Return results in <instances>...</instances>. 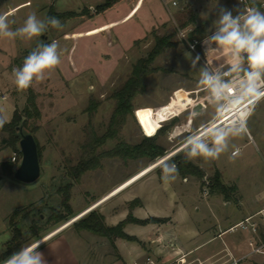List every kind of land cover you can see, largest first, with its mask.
I'll list each match as a JSON object with an SVG mask.
<instances>
[{
    "label": "rangeland",
    "instance_id": "obj_1",
    "mask_svg": "<svg viewBox=\"0 0 264 264\" xmlns=\"http://www.w3.org/2000/svg\"><path fill=\"white\" fill-rule=\"evenodd\" d=\"M104 1L29 0V6L24 10V21L33 11L38 18H46L51 4L56 13L72 11L83 15L59 19L63 24L62 29L48 25L44 33L45 40L39 37L22 42L19 39L9 41L13 43L14 49V42L18 41L27 48L11 60L9 70L18 68L15 61L32 51L40 42L50 44L57 41L62 52V62L44 81H34L29 87L34 93L39 111V116L36 119L32 117L29 122L34 128L32 135L39 147L40 175L34 181L22 182L15 179L12 173L3 172L0 165V248L11 238L14 229L19 231V241L24 243L34 236H43L57 229L79 211L82 212L80 217L92 209L99 212L94 207L119 191L121 193L104 202L101 210L113 208L123 219L125 214H131L133 208H140L138 215L149 214L151 217L161 211L171 213L184 207L190 213L192 224L197 230L203 227L199 221L200 215L208 219L210 212L215 210L235 214L262 205L264 99L254 104L253 113L247 120L250 138L247 135L230 134L228 149L218 158L205 160L197 157L189 160L203 174L202 178L178 173L173 181H158L163 175V167L172 164V157L188 160L190 145L157 161L191 137L195 122L204 121L215 111L217 104L213 101H202L200 104L191 101L199 100L206 94L205 90L200 91L195 98L192 90L205 85L203 74L208 73L205 57L211 59L224 49L223 54L212 61L215 65L222 63L224 57L231 56V52L223 46L215 49L219 45L212 37L217 33L218 21L223 12L235 14L239 10L236 0H174L176 5H171L172 0H145L143 4L138 1V5H134L133 0H118L103 12L85 17V12L94 11ZM184 8L191 9L194 15L193 22L185 28L190 31L198 27L201 38H209L204 49L200 47L190 50L179 36L178 31L182 28L178 27V12ZM259 11L264 13L263 10ZM170 33L173 34L170 40L174 45L165 48L151 63L152 67L161 70L146 75L144 91L132 99L131 114L125 115L118 122L113 136L104 137L115 106L112 93L127 79L132 64L149 52L154 44V36ZM247 69V66L239 65L236 71L243 73ZM8 93L16 102L17 111L21 112L26 103L27 89L19 90L14 85L8 88ZM176 114L175 124H188L187 130L176 132L174 122L169 118ZM161 125L164 130L156 134ZM149 132L150 136L157 135L155 142L164 148L162 155L153 159L139 157L126 160L119 156H103L105 151L118 144L132 145L142 141ZM2 135L7 137L6 132ZM202 139L210 143L212 136L209 134ZM86 143L92 144L91 154L99 155L100 164L84 171L78 180H74L69 176V166L81 160ZM4 147L5 160L2 163H10L14 170L19 162H11L10 158L18 154L12 148ZM16 147L18 149V143ZM234 148L239 150L235 156L230 154ZM151 169L153 172L149 176L137 180ZM215 172L227 188L226 196L212 191L207 185ZM66 185L69 186L65 189ZM62 190L69 193L68 203L72 214H66L62 208ZM135 193L144 197L143 205L139 206V200L135 197L123 203L125 196ZM223 198H228L230 202L223 204ZM237 202L239 205H236ZM88 207L92 208L85 211ZM54 210L60 211L65 217L55 222L51 218ZM14 211L16 214L11 216ZM73 222L66 225L67 230H73ZM136 228L135 225L131 227L133 234H138ZM177 230L175 232L181 239L183 231L188 229L179 226ZM257 232L264 237V228L259 227ZM243 233L241 228H236L230 235L240 236ZM199 238L192 236L188 241L194 243ZM131 262V258L126 259L127 264Z\"/></svg>",
    "mask_w": 264,
    "mask_h": 264
},
{
    "label": "crops",
    "instance_id": "obj_2",
    "mask_svg": "<svg viewBox=\"0 0 264 264\" xmlns=\"http://www.w3.org/2000/svg\"><path fill=\"white\" fill-rule=\"evenodd\" d=\"M138 1H141V4L145 2V0H133V4L138 5ZM257 1L260 0H252V2ZM28 2L29 0H0V14L12 13V15L9 16V20L15 21L14 24L10 25L12 30H15L24 24V15H26L24 10L29 6L27 4ZM18 39L22 42L28 38H0V95L4 96L3 99H0V117L6 118L7 122L10 121L13 111L16 109V102L8 93V88L15 85L13 72H11L13 70H9L8 65L15 56L20 55V51L24 49L22 51L23 53L25 52V49H27L26 46L20 45V41L17 43L14 42L15 49L12 48L13 43H10L9 41ZM219 47L221 46L219 45ZM222 50H219V55L217 54V56H215H221L223 54ZM246 61L243 59L239 65H245ZM233 62L234 64L236 63L234 57ZM218 64L221 63L218 62ZM202 87L203 86L195 87L193 89L197 90ZM216 109L217 106L212 116L204 121L195 122L194 125L192 124L194 129L212 119L216 113ZM177 114L169 117L172 118L174 122V129H177L176 132L187 130L188 124L184 123L180 126L175 124ZM3 133L4 132L0 129V165L5 160L4 153L6 151V148L2 144V139L5 138L4 135H2ZM152 172V169L149 170L137 180L149 176ZM158 181L159 183L164 182L162 176ZM118 193L121 192L119 191ZM115 195L111 196L104 202L108 201ZM129 195L130 196L128 197L125 196L123 203H127L129 198L135 197V199L139 200L138 205H143L142 201L144 200V197H142L140 193ZM104 202L94 208H98L106 225L114 226L122 220L123 216H118L117 212L113 211V208H109L106 211L101 210ZM222 202L223 204H228L230 201H228V198H223ZM92 203L87 205H91ZM236 205H239V202H237ZM139 209L140 208L132 209V217L136 219H146L150 217L149 214L147 216L144 214L138 215L137 211ZM259 209L260 208H251L241 210L235 214L215 210L210 212L208 219L200 215L199 221L203 227L201 230H197L192 224L190 213L184 207H180L176 212L169 213L161 211L160 213L162 214H152L151 217L166 219L163 222H151L146 224L126 223L123 226L122 231L127 235L135 237V240L114 238L110 241L106 237L92 235L86 230H75V228H73V230H67L66 227H64L56 232H54L55 229L51 230L43 236H34V238H30L24 243H22L23 241H19V243H21L18 248L27 246L36 241H41L42 243L40 244L38 251L43 253L47 264H127V258L132 259L130 264H134V262L137 264H264V252L257 253L252 251V245L249 244V242H252L254 245L258 244L260 240L264 241V237L259 235L258 232L251 233L248 230H243L244 233L240 236L230 235L231 232L234 231V229H230V227L242 221L244 218L255 214ZM124 213L125 212H123V214ZM123 214L121 213V215ZM134 225L137 227L136 230L138 231V234H133L131 232V227ZM179 226H184L188 229L183 231L182 237L180 236L181 239L175 232H178L177 228ZM8 228L10 229L11 227L8 226ZM69 235L72 237L71 239ZM192 236H200L199 241L189 243L188 240ZM10 239L7 242H9ZM7 242L3 243L2 248H0V264L5 260L1 259V256L5 251Z\"/></svg>",
    "mask_w": 264,
    "mask_h": 264
},
{
    "label": "clouds",
    "instance_id": "obj_3",
    "mask_svg": "<svg viewBox=\"0 0 264 264\" xmlns=\"http://www.w3.org/2000/svg\"><path fill=\"white\" fill-rule=\"evenodd\" d=\"M11 12L0 14V38L16 39L27 37L29 40L39 38L46 32L48 25L54 29H62L61 21L49 16L44 19L38 18L35 11L27 16L24 24L15 30L10 27L14 20H9ZM218 32L213 35L212 40L233 53L236 63L233 68L239 67L244 59L241 53L247 54L248 70L245 72L246 84L243 96L247 98L248 105H254L264 99V13L257 8H249L243 14V25L241 16L233 17L231 12L224 11L219 21ZM61 50L57 41L50 44L40 43L36 50L29 52L24 58L21 67L13 69L14 83L19 90L28 89L34 81H44L51 71H54L61 64ZM203 81L209 85L212 93L219 99L222 94L235 95V89L227 83H221L218 77L211 76L207 72L203 74ZM252 110L239 111L237 120L238 127L231 131L223 128L211 133L210 143L204 142L200 136L188 140L190 150L188 160L202 157L205 160L216 159L228 149L229 135H249L247 120L252 115ZM6 118L0 117V127L6 123ZM238 151L232 152L235 156ZM178 175V168L175 163L163 167L162 179L164 182L175 180ZM41 241H36L27 246L21 247L7 257L2 264H47L43 253L38 251Z\"/></svg>",
    "mask_w": 264,
    "mask_h": 264
},
{
    "label": "trees",
    "instance_id": "obj_4",
    "mask_svg": "<svg viewBox=\"0 0 264 264\" xmlns=\"http://www.w3.org/2000/svg\"><path fill=\"white\" fill-rule=\"evenodd\" d=\"M56 1V0H52ZM118 0H105L102 4L96 6L94 11L92 12H85L86 18L93 16L94 14H98L106 10L107 8L111 7L115 4ZM251 2V1H250ZM259 9L258 3L251 2ZM53 4L50 5L48 11L46 13V17L54 16L58 19L62 18H69L76 15H83V13H74V12H67V13H56L53 9ZM239 11V10H238ZM237 11V12H238ZM236 12V13H237ZM178 27L185 28L188 24L193 22L194 15L191 9L184 8L178 12ZM204 31V30H203ZM198 39H201L200 30L198 27H194L192 30L189 31L188 37H194L196 35ZM172 33L162 36H154V44L149 50V52L144 57L138 58L131 66V71L127 79L123 82V84L112 93V97L115 99V106L111 115L109 127L107 129V133L104 137H111L115 133V126L118 124L119 121L123 120L125 115L131 114L132 111V99L135 95L144 91V79L146 75L153 71L161 70V68L156 66H151L152 61L154 58L164 51L165 48L171 47L174 45V42L170 40L172 37ZM43 43V42H40ZM39 43V44H40ZM38 44V45H39ZM44 44V43H43ZM37 45V46H38ZM37 46L33 49L36 50ZM32 50V51H33ZM31 52V51H30ZM29 54L26 53L15 62L18 67H21L23 64L24 58ZM247 60V57L244 59ZM163 70V69H162ZM39 116V111L35 104V96L31 89H27V97L26 103L24 107L21 109V112H18L17 109L13 111L12 117L9 122L3 124L0 129L7 133V137L2 139V144L4 146L10 147L15 150L20 157L19 148L17 149L16 143H18V134H17V127L21 125L22 129L26 132L32 134L34 128L30 126V119L33 117L36 119ZM173 123V122H172ZM164 130L163 125L157 130L156 134L160 133ZM157 135H146L143 137L142 141L135 143V144H118L112 149L105 151L103 156H119L121 159H136L139 157H148L149 159H153L157 156H160L164 153V148L155 142V137ZM36 141V139H35ZM37 144V141H36ZM92 144L86 143L84 148V155L79 160L77 164L74 166H69V173L72 179L78 180L80 175L92 168H96L99 166V155H93L92 153ZM37 151H38V159L40 156L39 147L37 144ZM101 155V154H100ZM172 163H175L178 168V173L180 174H193L198 178H202V173L198 170V168L191 163L187 159H180V157H172ZM3 168V172L12 173L13 168L11 167L10 163H1ZM204 184V183H202ZM207 185L210 187L212 191H216L218 193H222L226 196L225 191L226 187L220 182L219 175L217 172L214 173L213 177L207 181ZM69 185L65 186V189ZM62 208L66 212V214H72L71 207L68 203L69 200V193L67 190H62ZM16 211L12 213L11 216L15 215ZM65 217L60 211L54 210L51 214V218L54 219L55 222L62 220ZM166 219L161 218H154L149 217L146 219H136L132 217L129 213L126 215L124 219L119 221L114 226H108L104 223L103 216L101 213L95 210L89 211L83 217H80L76 221L72 223L75 230H86L90 233L106 237L108 240L112 241L114 238H123L126 240H135V237L127 235L122 231L123 226L126 223H137V224H146L151 222H163ZM19 236L20 233L17 229H14L12 238L6 244L5 251L2 253L1 259H6L9 257L13 252L18 250L19 246Z\"/></svg>",
    "mask_w": 264,
    "mask_h": 264
},
{
    "label": "built area",
    "instance_id": "obj_5",
    "mask_svg": "<svg viewBox=\"0 0 264 264\" xmlns=\"http://www.w3.org/2000/svg\"><path fill=\"white\" fill-rule=\"evenodd\" d=\"M237 4L239 5V11L235 14H232L233 17H236L237 15L241 16V25H243V14L246 13V10L249 8H257L255 5H253L250 0H236ZM171 5H176V2L174 0L171 1ZM259 9L264 11V0L258 3ZM219 27L217 28L216 32H218ZM179 36L182 40L185 41L188 48L190 50L199 49L200 47L203 48L204 44L209 41V38H195V37H188L189 31L186 28H182L178 31ZM218 47L216 46L215 49ZM204 49V48H203ZM229 52L231 50L228 49ZM231 52V56H232ZM219 55V54H218ZM241 55L244 57H247L246 53H241ZM217 56V55H216ZM215 56V58H217ZM224 58L221 64H212V61L215 59L209 57H205V65L208 68V74L211 76L218 77L221 83H227L231 88L235 89V95L224 93L221 95L219 99L212 93L211 88L209 85L205 84L202 88L194 90L193 94L195 95V98L198 95V92L200 91H206L205 96L197 99H191V101H195V104H200L202 101L206 102H215L217 104V109L214 117L204 124H201L197 126L194 130V133L189 137L183 144L187 143L189 139L195 136H200L201 138L207 137L209 134L213 133L214 131L218 130V128L223 129H230L238 127V120L237 116L239 111L246 110V107L251 109L254 105H248L247 104V98L243 96V91L246 84L245 79V72L239 73L236 71V69H233L234 62L232 61V57ZM247 68L248 62L246 61ZM4 96L0 95V99H3ZM248 138H250V135H247ZM188 146V145H186ZM239 151L237 148H234L230 154L232 155L233 151ZM11 162L18 163L20 160V157L16 155H12L10 158ZM264 194V192H263ZM261 207L260 209L253 215H250L246 218H244L242 221L238 222L237 224L230 227V229H236L241 228L242 230H248L251 233H256L259 227L264 228V196L261 199ZM258 217V218H255ZM250 245H252V251L257 253H263L264 252V241L260 240L258 244H252V242H249ZM134 264H137L134 262Z\"/></svg>",
    "mask_w": 264,
    "mask_h": 264
},
{
    "label": "water",
    "instance_id": "obj_6",
    "mask_svg": "<svg viewBox=\"0 0 264 264\" xmlns=\"http://www.w3.org/2000/svg\"><path fill=\"white\" fill-rule=\"evenodd\" d=\"M41 39L45 40L46 36L42 35ZM18 148L20 160L12 172L15 179L22 182H31L40 175V165L38 159L37 144L34 136L22 129L21 125L17 127Z\"/></svg>",
    "mask_w": 264,
    "mask_h": 264
},
{
    "label": "bare ground",
    "instance_id": "obj_7",
    "mask_svg": "<svg viewBox=\"0 0 264 264\" xmlns=\"http://www.w3.org/2000/svg\"><path fill=\"white\" fill-rule=\"evenodd\" d=\"M218 48L220 49V47H218ZM186 145H188V142L185 143V144H182L180 147H178L177 149H175L173 152H171V153L165 155L164 157H162L161 159H159L157 162H160V161H161L162 159H164L165 157H168V156L172 155L173 153L177 152L178 150L184 148ZM91 208H92V207H88L87 210H85V211H89ZM85 211H83V212H85ZM81 214H82V212L76 214V215H75L74 217H72L70 220L66 221L63 225H61L60 227H58L57 229H55L54 232L59 231V230L63 229L64 227H66V225L70 224L71 222L76 221V220L80 217Z\"/></svg>",
    "mask_w": 264,
    "mask_h": 264
},
{
    "label": "snow or ice",
    "instance_id": "obj_8",
    "mask_svg": "<svg viewBox=\"0 0 264 264\" xmlns=\"http://www.w3.org/2000/svg\"><path fill=\"white\" fill-rule=\"evenodd\" d=\"M148 134L151 135V132H149Z\"/></svg>",
    "mask_w": 264,
    "mask_h": 264
}]
</instances>
